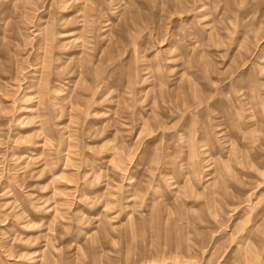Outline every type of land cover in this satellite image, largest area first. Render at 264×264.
Masks as SVG:
<instances>
[{"label":"rangeland","instance_id":"1","mask_svg":"<svg viewBox=\"0 0 264 264\" xmlns=\"http://www.w3.org/2000/svg\"><path fill=\"white\" fill-rule=\"evenodd\" d=\"M0 264H264V0H0Z\"/></svg>","mask_w":264,"mask_h":264}]
</instances>
